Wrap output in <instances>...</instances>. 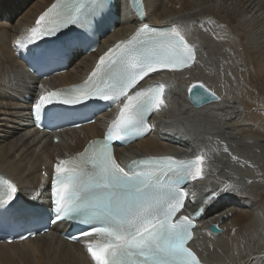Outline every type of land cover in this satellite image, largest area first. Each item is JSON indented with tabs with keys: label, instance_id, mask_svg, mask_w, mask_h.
Segmentation results:
<instances>
[{
	"label": "bare ground",
	"instance_id": "1",
	"mask_svg": "<svg viewBox=\"0 0 264 264\" xmlns=\"http://www.w3.org/2000/svg\"><path fill=\"white\" fill-rule=\"evenodd\" d=\"M54 1L0 0V174L17 185L25 198H42L55 156L83 151L89 141L101 138L112 115L103 112L94 123L60 132L58 143L49 135L25 129L26 102L19 105L14 95L27 91L31 97L33 85L15 58L14 43L29 34ZM141 1L143 23L177 26L194 45L196 61L191 68L158 76L164 81L166 95L163 108L151 117L154 130L135 143L115 148L116 158L126 161L144 154L184 157L201 149L209 152L205 178L190 186L186 210L195 211L225 182L235 185L237 191L221 192L205 206L195 220L198 228L190 246L201 264H264V46L259 49L255 42H246L241 23L242 17L255 19L264 28V0H238L241 10L237 13L227 0L219 6L217 0H201L204 4L200 0ZM112 3L122 19L102 41L105 47L130 37L142 19L129 0ZM9 7L18 14L2 21V12ZM230 24L231 47L225 43ZM100 51L70 60L65 72L42 84L61 90L78 85L95 67ZM196 81L212 89L219 100L199 108L191 106L186 88ZM217 140L224 143L218 145ZM224 144L237 160L223 151ZM212 148L218 151H210ZM211 224L221 231H208ZM66 228L56 224L32 239L0 243V264H92L82 240L70 243L56 233Z\"/></svg>",
	"mask_w": 264,
	"mask_h": 264
},
{
	"label": "snow or ice",
	"instance_id": "2",
	"mask_svg": "<svg viewBox=\"0 0 264 264\" xmlns=\"http://www.w3.org/2000/svg\"><path fill=\"white\" fill-rule=\"evenodd\" d=\"M131 3L142 18L131 37L100 56L82 84L41 94L31 105L39 126L45 113L52 120L66 118L68 109L49 108L54 104L88 107L92 101L115 103L118 111L103 139L89 141L73 157L58 158L47 209L35 204L39 195L32 204H17L18 187L0 176V217L77 225L76 234L67 238H90L85 247L94 264H201L188 247L194 220L221 192L237 191L236 186L225 182L204 198L197 211L178 215L189 195L184 184L205 178L209 152L201 149L193 157L181 159L145 157L127 164L118 162L113 152L115 141L140 138L154 127L148 123L149 115L165 104L163 83L144 87L141 81L152 73L191 68L196 61L194 45L177 26L156 28L143 23L141 0ZM111 7V0H56L14 47L29 49L48 39L47 46L31 55L37 60L62 62L91 41ZM188 92L197 106L219 99L202 82L191 84ZM223 151L238 159L227 144ZM26 238L30 237L21 236Z\"/></svg>",
	"mask_w": 264,
	"mask_h": 264
},
{
	"label": "rangeland",
	"instance_id": "3",
	"mask_svg": "<svg viewBox=\"0 0 264 264\" xmlns=\"http://www.w3.org/2000/svg\"><path fill=\"white\" fill-rule=\"evenodd\" d=\"M218 1V6L224 4V0H217ZM227 5L232 6L234 11L240 12V5H238V0H227ZM199 3L204 4L201 0ZM199 8V7H197ZM222 19H225L222 15H220ZM245 19L244 17L241 18V23H242V33L244 40L249 43H256L255 48L262 49L264 46V38L262 36V31L264 28L261 27L260 23L255 20V19ZM208 24V23H207ZM233 25L230 24V30L227 32L225 36V43L231 47L232 41H233ZM221 87H223L220 83H218ZM158 125V122H156ZM209 231V230H208Z\"/></svg>",
	"mask_w": 264,
	"mask_h": 264
},
{
	"label": "water",
	"instance_id": "4",
	"mask_svg": "<svg viewBox=\"0 0 264 264\" xmlns=\"http://www.w3.org/2000/svg\"><path fill=\"white\" fill-rule=\"evenodd\" d=\"M196 82H199V81H196ZM196 82H192L191 84L196 83ZM191 84H189V85L187 86V88H186V98H187V101L189 102V104H190L191 106H193L194 108H199V107H202V106L207 105V104H209V103L217 102V101L219 100V99H217V100H210L209 102L202 103V104H200L199 106L195 105V104L193 103V101L189 99V95H190V94H189V92H188V88H189V86H190ZM209 89H210V88H209ZM210 90L213 91L212 89H210ZM213 92H214V91H213ZM215 94H216V93H215ZM216 96L218 97L217 94H216ZM208 229H209L210 232H212V233H214V234H216V233H218V232L221 231V229H220L216 224H211V225H209Z\"/></svg>",
	"mask_w": 264,
	"mask_h": 264
}]
</instances>
